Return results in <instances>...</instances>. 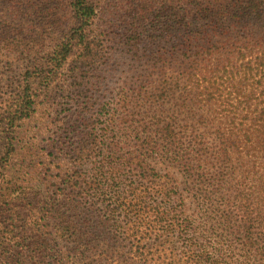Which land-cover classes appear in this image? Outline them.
Wrapping results in <instances>:
<instances>
[{
    "label": "trees",
    "instance_id": "obj_1",
    "mask_svg": "<svg viewBox=\"0 0 264 264\" xmlns=\"http://www.w3.org/2000/svg\"><path fill=\"white\" fill-rule=\"evenodd\" d=\"M1 52L24 69L0 99V264H264V0H0ZM206 53L212 120L190 106ZM109 55L157 78L107 103ZM42 102L48 154L23 140Z\"/></svg>",
    "mask_w": 264,
    "mask_h": 264
},
{
    "label": "rangeland",
    "instance_id": "obj_2",
    "mask_svg": "<svg viewBox=\"0 0 264 264\" xmlns=\"http://www.w3.org/2000/svg\"><path fill=\"white\" fill-rule=\"evenodd\" d=\"M32 22L33 20L31 16L26 17V24H30ZM200 49L201 45L198 43L195 47V50L200 51ZM219 57L220 54L211 56L207 53L204 55V57L199 56L197 67L193 70V73L195 74L193 83L195 86H193V88L190 90H192L193 94H200L197 98L198 100H201V102L195 105V102H197L195 101L191 103L190 106L193 108L195 113L198 114V117L204 115L208 118V120H212L216 117L223 118V78L218 77H223V56H221L220 59ZM20 58L21 56H15V53H0V99L7 97V95H4L5 92L14 87L17 84V78H20V75L24 69V64L21 62ZM111 63L112 61L110 59V55L107 58H104V60H101V71L99 73L100 76H102V85L105 84L107 87H110V90H112V94H108L105 97V101H107V103L113 102L112 97L119 90L121 91L124 88L141 85L143 84L144 80H154L157 78V75L147 78L149 75V69L147 66L137 67V65L130 64L118 66L116 67L117 69H114L115 67H113L114 71L110 73L108 71L110 70L109 64ZM219 63L222 64L220 71H218ZM213 81L217 82L216 86L219 88L218 91L216 90L217 99L215 102H213V104H208V102H210V100H207L209 97L208 92L215 91V88L213 89ZM155 85H151L149 89L153 91ZM178 89L179 88H176V90L170 91L168 95L160 99L164 105H161L159 109H164V114L169 116L173 115V109L177 107L176 104L183 103L179 99L181 91H177ZM94 94L98 95L100 92H95ZM60 101V98L55 99L56 103ZM45 103H47V105ZM49 104L50 103L48 102L39 103L38 112L32 117L31 120L28 121L23 131L24 142H35V146L40 149L42 154L50 153L51 142L53 139L58 138L60 136L59 133L62 132V130L59 129L60 125L57 126L58 122L54 123L53 121L56 119V114L48 108ZM73 104V110H76L77 105L76 103ZM141 104L145 107L150 105L151 102L148 100ZM50 113L53 114L50 115ZM44 156L40 158L41 160H39V162L42 163V161H44ZM57 172L58 170H54V173ZM17 182L19 183V181Z\"/></svg>",
    "mask_w": 264,
    "mask_h": 264
}]
</instances>
